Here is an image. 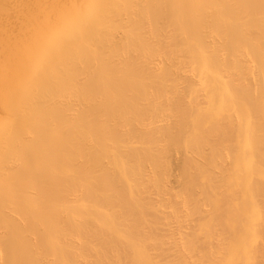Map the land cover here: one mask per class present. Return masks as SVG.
<instances>
[{
  "label": "bare ground",
  "instance_id": "6f19581e",
  "mask_svg": "<svg viewBox=\"0 0 264 264\" xmlns=\"http://www.w3.org/2000/svg\"><path fill=\"white\" fill-rule=\"evenodd\" d=\"M0 264H264V0H0Z\"/></svg>",
  "mask_w": 264,
  "mask_h": 264
},
{
  "label": "rangeland",
  "instance_id": "374dc122",
  "mask_svg": "<svg viewBox=\"0 0 264 264\" xmlns=\"http://www.w3.org/2000/svg\"><path fill=\"white\" fill-rule=\"evenodd\" d=\"M133 83H137V82H133ZM102 83H99L98 84V86L101 88V85ZM169 86V88H170V86L173 88H175V85H168ZM168 86H165V88H164V90H162V92H161V94H163V93H169V92H171V91H173V89L172 88H168ZM98 87V88H99ZM168 88V89H167ZM170 94V93H169ZM135 107H136V109H135ZM133 106V109L134 110H138V107H137V105L136 106ZM102 131L99 129L98 130V132H97V141H100V142H98V143H96V151H98V154H96L95 155V159L96 158H98V160H96V163H97V170H96V175H98V176H100V174H102L103 173V171L105 170L104 169V166H106L107 165V159H106V157H107V154L110 152V153H112V154H114L115 156H117V154L121 151L122 152V149L120 148V144H121V142L124 140H122V139H116V140H118V141H116L115 139L113 140H108V138H106V139H104V137L105 136H103V134L101 133ZM102 137V138H101ZM188 136H186V138H187ZM190 138L191 137H189L188 138V140L187 139H185L184 137L183 138H181V139H179V141H174V143L175 142H177V143H175V144H173V142L172 141H170L171 143H168L169 141L167 140V141H162L161 139H168L167 138V136H165V135H163V136H161V137H158V138H155V139H153L152 141H150V143H152V146H151V144L150 143H148V147L152 150H155L157 153H159L160 154V152L162 153V155H163V157H161V155H160V158H158V156H155L154 157V159H157V160H160L159 162H161L162 160L164 161V160H168L169 161V163H168V161H167V166H168V168H166L165 167V174L167 175V176H170L169 177V179H171L170 180V182H173L172 183V185H174V180H175V178L177 177V176H179V173L181 172V170H179L180 169V166L181 165H179L180 163H179V159H180V155L183 153V152H185V151H187L188 149V151H190V149H191V147H190V144H192L191 142H192V140H190ZM182 139H184V140H182ZM120 140H122V141H120ZM189 141V142H188ZM103 142H105V143H103ZM116 142H118V143H116ZM120 142V143H119ZM159 144H158V143ZM183 142V143H182ZM186 142V143H185ZM188 142V143H187ZM153 144H155V145H158V146H156L157 148L156 149H154V148H152L153 147ZM168 144H170V145H168ZM189 146H188V145ZM159 145H160V147H159ZM190 147V148H189ZM184 148V149H183ZM115 149H116V151H115ZM103 150H104V152H103ZM112 152H111V151ZM184 150V151H183ZM191 150H193V149H191ZM102 152H103V154H102ZM97 153V152H96ZM101 154V156L99 157V155ZM220 154V153H219ZM218 156H220L221 157V154L220 155H218ZM217 155H216V160H219V162H218V164L220 165L221 164V158H217L218 157ZM99 158H101V159H99ZM156 160V161H157ZM216 160H214V162H215V164H217L216 163ZM155 161V160H154ZM155 161V162H156ZM162 161V162H163ZM165 162V161H164ZM163 162V163H164ZM99 163V164H98ZM155 164H158V162H156ZM160 164V163H159ZM168 164H170V165H168ZM106 168V167H105ZM102 169H104L103 171H102ZM170 173V174H169ZM120 174V173H119ZM128 174L129 173H127V176H128ZM173 174V175H172ZM114 178H118L117 177V173H115L114 174ZM174 179V180H173ZM203 179V178H202ZM102 196L103 194H102V192H99L98 193V196ZM99 199H100V197H99Z\"/></svg>",
  "mask_w": 264,
  "mask_h": 264
}]
</instances>
